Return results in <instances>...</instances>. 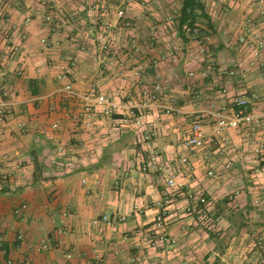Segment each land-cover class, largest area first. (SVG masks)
Returning a JSON list of instances; mask_svg holds the SVG:
<instances>
[{"label": "crops", "instance_id": "crops-1", "mask_svg": "<svg viewBox=\"0 0 264 264\" xmlns=\"http://www.w3.org/2000/svg\"><path fill=\"white\" fill-rule=\"evenodd\" d=\"M203 2L214 25L209 52L215 59L204 77L206 62L195 38L176 25L181 0H142L125 17L115 14L122 5L115 0H0V89L8 92V111L0 119V261H264V243L256 245L264 230V46L258 61L250 64L249 46L238 41L247 18L254 20L264 39V15L255 0ZM107 3L108 12L93 16L89 11L91 5ZM51 7L53 21H43ZM174 11V18L166 19ZM27 16L32 17L28 24ZM10 41L19 48L8 57ZM171 50L175 60L160 59ZM233 66L234 76L222 73ZM242 67H248L246 76ZM61 71H67L77 94L90 89L113 94L120 89L124 100L129 92L140 99L141 89L160 77L166 96L177 97L176 110L166 115L154 106L146 109L143 121L154 131L149 140L130 127L111 133L108 117L85 127L74 117L83 101L61 92ZM235 93L254 99V128L229 129L226 141L212 144L209 157L202 152L192 156V173L181 164H168L181 150L177 131L196 117L211 130L212 112L230 110ZM151 151H158L161 160L143 172L140 162ZM209 169L216 174H208ZM172 172L179 182L213 199L219 233L195 228L182 191L171 192L167 185L166 176ZM230 192L235 194L232 201ZM159 200L163 207L157 206ZM162 208L176 241L152 246L153 220ZM104 213H110L113 222L100 230L93 220ZM44 239L49 240L47 247L41 246Z\"/></svg>", "mask_w": 264, "mask_h": 264}, {"label": "built area", "instance_id": "built-area-1", "mask_svg": "<svg viewBox=\"0 0 264 264\" xmlns=\"http://www.w3.org/2000/svg\"><path fill=\"white\" fill-rule=\"evenodd\" d=\"M225 1L226 3H230L233 0ZM255 1L260 14L264 15V0ZM115 2L122 4L116 8L115 14L118 17H125L132 6L142 2V0H115ZM108 7H110L108 3L103 6L91 5L89 11L93 15L97 13L101 14L108 12ZM178 10L179 7H177L176 11ZM174 13L175 11L167 15L166 19L171 20L174 18ZM53 17L54 11L50 9V11L43 15L42 20L51 22L53 21ZM31 20L32 17L27 16L24 21L28 24ZM254 26V20L247 18L243 24L242 32L238 36V41L248 45L251 50L252 60L250 64H254L258 61L261 49L264 46V39L261 32L256 30ZM184 30L188 35L195 38L199 52L203 54L206 65L201 71V76L204 77L207 75L208 71L213 68L215 61L214 57L209 52L211 33L207 31L202 32L199 26L192 27L188 24H184ZM6 37L10 40L8 34H6ZM43 42L48 43L46 38L43 39ZM18 48V44L10 41L6 50L7 56H12ZM168 56L175 60L176 52L171 50L167 54L162 55L160 59H165ZM204 56L207 57L204 58ZM155 63L158 64V60H155ZM241 70L242 75L246 76L248 67H242ZM222 73L232 77L237 73V67H224ZM190 74L193 75V72H190ZM57 78L63 83L61 92H63L65 97L75 95L82 99V108L78 113L74 114V117L81 120L85 127H93L100 116L108 117L112 119L111 133H118L121 132L124 127H130L140 133L139 135H141L142 140H149L152 135H154V131L149 124L143 121L144 116L147 115L146 109L154 106L166 115H173L176 110L177 97L173 94L166 96L164 92V80L160 77L153 81L151 85H147L141 89L140 99L134 97L129 92L130 97L126 100H124L125 94H123V91L120 89L113 94L97 93L94 89L77 94L72 90V82L68 77L67 71L59 72ZM222 90L223 92L228 91L227 87H223ZM7 95L8 92L5 88L0 89V119H2L8 111ZM230 103V110L226 107H222L212 112L215 120L211 130H206L204 128L202 120L199 117H196L188 128L178 130L177 139L181 150L177 151L174 159L172 158L173 160L170 158L168 164L173 165V162L175 164H181L186 170L192 173V156H196L199 152H202L204 158L209 157L212 144L226 141L229 129L233 128L242 131L245 126H249L250 129H253L257 121L254 113L256 106L254 99L248 97L245 93H235L231 95ZM257 151L260 152V148H257ZM160 160V153L158 151H151L148 157L140 162V169L143 172L154 169ZM227 166H230V163H228ZM208 174L215 175L216 173L213 169H209ZM166 177L167 185L173 188L171 192H174V189H176L179 192L182 191V194L185 196V211L194 216L193 225L196 226L195 228L206 230V232L219 233L220 229L218 227V218L214 213L213 199L204 191L195 189L190 184L179 182L173 172ZM228 197L232 201L235 198V194L230 192L228 193ZM255 203H260L258 197L255 199ZM156 204L158 207H163V202L160 200L157 201ZM165 213L166 210L162 208L153 220V228L151 229L154 235L149 240L152 246H157L159 242H161V244H174L176 241L167 229ZM112 222L113 220L110 213H104L93 220L95 225L101 227L100 230H103L107 226H112ZM60 232H64V228H61ZM47 239L42 241L41 246H48L49 240ZM263 243L264 230L260 232L256 245L261 247ZM259 263L264 264L263 258L259 260ZM0 264H13V260L11 258H4L0 261Z\"/></svg>", "mask_w": 264, "mask_h": 264}, {"label": "trees", "instance_id": "trees-1", "mask_svg": "<svg viewBox=\"0 0 264 264\" xmlns=\"http://www.w3.org/2000/svg\"><path fill=\"white\" fill-rule=\"evenodd\" d=\"M184 24L199 26L202 32H210V29H213L212 17L203 0H181L179 15L176 18V25L181 33H185Z\"/></svg>", "mask_w": 264, "mask_h": 264}, {"label": "rangeland", "instance_id": "rangeland-1", "mask_svg": "<svg viewBox=\"0 0 264 264\" xmlns=\"http://www.w3.org/2000/svg\"><path fill=\"white\" fill-rule=\"evenodd\" d=\"M179 5V4H178ZM50 9H52L53 11H54V9H53V7H51V8H49V9H47L45 12H44V14H46L48 11H50ZM173 11V10H172ZM172 13V12H171ZM75 15L76 14H73V16L75 17ZM93 15V14H92ZM94 16V15H93ZM75 19H76V17H75Z\"/></svg>", "mask_w": 264, "mask_h": 264}]
</instances>
